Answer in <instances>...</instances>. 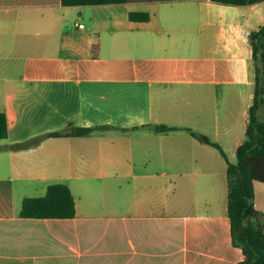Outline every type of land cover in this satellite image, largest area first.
Returning <instances> with one entry per match:
<instances>
[{
  "label": "crops",
  "instance_id": "0c3cea01",
  "mask_svg": "<svg viewBox=\"0 0 264 264\" xmlns=\"http://www.w3.org/2000/svg\"><path fill=\"white\" fill-rule=\"evenodd\" d=\"M262 26L264 0H0V264L240 263L227 168L246 137ZM69 125L106 129L10 150ZM55 184L71 189L74 219L20 217ZM254 205L264 214L263 184Z\"/></svg>",
  "mask_w": 264,
  "mask_h": 264
},
{
  "label": "trees",
  "instance_id": "16d2710c",
  "mask_svg": "<svg viewBox=\"0 0 264 264\" xmlns=\"http://www.w3.org/2000/svg\"><path fill=\"white\" fill-rule=\"evenodd\" d=\"M172 0H62L64 6H102L128 3H146ZM224 5L243 6L262 0H212ZM135 22H148V13H131ZM255 72L254 98L249 109V121L244 142L237 149V162L228 163V215L232 243L242 250L244 259L238 264H264V228L260 219L264 214L254 205L255 185H264V26L250 34ZM156 133L178 130L166 125L152 126ZM106 127L80 128L69 125L63 131L47 133L23 143L10 146L12 151H22L40 145L48 138L89 137L96 130ZM204 144L222 151L220 146L204 135L189 130ZM8 138L6 114L0 111V140ZM223 156L225 154L222 152ZM21 218L31 219H74L76 203L71 189L65 184L48 187L45 196L26 198L20 211Z\"/></svg>",
  "mask_w": 264,
  "mask_h": 264
},
{
  "label": "built area",
  "instance_id": "2783aa9c",
  "mask_svg": "<svg viewBox=\"0 0 264 264\" xmlns=\"http://www.w3.org/2000/svg\"><path fill=\"white\" fill-rule=\"evenodd\" d=\"M79 28H80V29H83V28H84V25H80Z\"/></svg>",
  "mask_w": 264,
  "mask_h": 264
}]
</instances>
